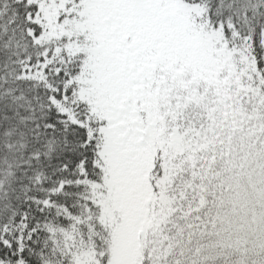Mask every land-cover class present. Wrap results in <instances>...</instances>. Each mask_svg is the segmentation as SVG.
<instances>
[{
  "label": "trees",
  "instance_id": "obj_1",
  "mask_svg": "<svg viewBox=\"0 0 264 264\" xmlns=\"http://www.w3.org/2000/svg\"><path fill=\"white\" fill-rule=\"evenodd\" d=\"M150 2L161 6L144 14L139 0L135 14L159 45L201 32L216 36L233 64L246 58L238 77L262 99L264 119V0ZM80 3L0 0V264H75L65 233L104 251L103 264L116 245L139 250L133 264H264V130L215 194L183 184L181 202L165 205L160 195L177 180L165 173L162 126L140 100L132 43L80 21ZM114 39L120 53L104 48ZM100 49L116 56V80L94 78L91 52ZM120 191L130 206L122 213L109 205Z\"/></svg>",
  "mask_w": 264,
  "mask_h": 264
},
{
  "label": "rangeland",
  "instance_id": "obj_2",
  "mask_svg": "<svg viewBox=\"0 0 264 264\" xmlns=\"http://www.w3.org/2000/svg\"><path fill=\"white\" fill-rule=\"evenodd\" d=\"M138 1L81 0L80 21L122 42L134 43V46L128 44L127 47L140 100L150 119L157 120V125L162 126L156 138L163 148L162 154L168 155L165 173L168 180L172 176L177 180L176 187L170 183L165 186L161 201L165 205L177 206L185 195L183 184L199 185L202 191L215 194L222 183L228 181L229 175L242 168L238 159L242 163L246 161L251 136L264 130L260 113L263 102L250 85L245 86L238 77L242 64L246 63L245 57L235 61L239 65L233 64L225 45L216 36L201 32L189 33L174 42L159 45L150 33L151 28L145 24L146 20L137 19ZM144 1L147 2L144 14L161 6H151V0ZM118 39L104 44V48L120 53ZM90 60L95 79H117L110 71L116 60L113 52L95 50L91 52ZM249 75L248 72V80ZM126 127L133 131L131 126ZM119 130L122 134L127 133L125 129ZM128 138L135 145L149 144L146 138L135 135ZM147 159V155L140 154L139 167H143ZM123 165L119 169L113 166L112 175H123ZM92 188L96 194L101 193L96 191L98 185ZM136 188L134 186L132 190ZM123 194L117 192L116 200L109 203L121 213L130 207ZM218 197L220 195L212 196V201ZM162 220H156L153 230L158 232L161 229ZM65 236L75 247V264H103L104 251L90 248L85 243L86 237L77 238L66 233ZM138 251L133 245L131 248L116 245L110 264H133L138 260Z\"/></svg>",
  "mask_w": 264,
  "mask_h": 264
}]
</instances>
